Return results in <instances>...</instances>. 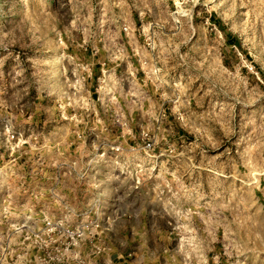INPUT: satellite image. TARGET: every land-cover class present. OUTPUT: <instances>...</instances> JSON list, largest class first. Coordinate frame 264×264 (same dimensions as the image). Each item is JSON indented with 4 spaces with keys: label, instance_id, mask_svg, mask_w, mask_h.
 Instances as JSON below:
<instances>
[{
    "label": "rangeland",
    "instance_id": "rangeland-1",
    "mask_svg": "<svg viewBox=\"0 0 264 264\" xmlns=\"http://www.w3.org/2000/svg\"><path fill=\"white\" fill-rule=\"evenodd\" d=\"M0 264H264V0H0Z\"/></svg>",
    "mask_w": 264,
    "mask_h": 264
}]
</instances>
